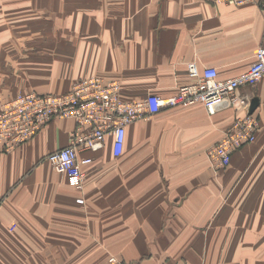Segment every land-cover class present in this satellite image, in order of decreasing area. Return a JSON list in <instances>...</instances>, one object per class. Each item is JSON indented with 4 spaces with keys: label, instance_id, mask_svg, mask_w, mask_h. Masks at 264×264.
<instances>
[{
    "label": "crops",
    "instance_id": "0c3cea01",
    "mask_svg": "<svg viewBox=\"0 0 264 264\" xmlns=\"http://www.w3.org/2000/svg\"><path fill=\"white\" fill-rule=\"evenodd\" d=\"M58 8L63 34L43 60L65 73L55 77L56 91L97 75L119 80L126 100L169 97L192 81L190 61L233 77L264 41L258 3L59 0ZM18 51V29L0 28L4 95L20 89L7 69L18 66ZM240 91L252 104L258 98L251 112L261 124L222 168L203 149L245 111L210 113L201 102L129 123L120 154L112 133L103 149L81 152L94 158L83 166L81 190L47 159L69 143L75 119H54L16 149L0 148V264H106L110 255L127 264H264V77Z\"/></svg>",
    "mask_w": 264,
    "mask_h": 264
},
{
    "label": "built area",
    "instance_id": "2783aa9c",
    "mask_svg": "<svg viewBox=\"0 0 264 264\" xmlns=\"http://www.w3.org/2000/svg\"><path fill=\"white\" fill-rule=\"evenodd\" d=\"M214 3L245 5L258 3L264 13V0H210ZM192 81L169 97L152 92L140 100H126L121 96L119 80L92 75L79 79L66 92L18 93L0 100V148L10 151L33 139L36 134L57 118H73L76 127L69 143L47 155L54 168L64 174L68 183L82 188L86 173L84 164L93 157H81L83 151H97L105 146L109 133L114 134L115 154H120L125 140L126 125L148 118L165 106L203 102L211 112L232 107L246 110L225 129L224 136L212 147L210 157L215 167H226L233 152L256 139L260 126L257 116L248 113L251 99L240 88L253 85L264 77V41L258 46L255 61L244 72L220 78L215 67L201 69L196 61L188 63ZM3 197L0 196V204ZM79 202L84 199L79 198ZM106 264H125L120 257L110 255ZM189 264V263H184Z\"/></svg>",
    "mask_w": 264,
    "mask_h": 264
},
{
    "label": "rangeland",
    "instance_id": "374dc122",
    "mask_svg": "<svg viewBox=\"0 0 264 264\" xmlns=\"http://www.w3.org/2000/svg\"><path fill=\"white\" fill-rule=\"evenodd\" d=\"M58 7H59V0H0V28L18 29L19 51L17 54H13V57H12V59L18 60V66L14 67V62H13V66L11 68H7V69L9 71L10 70L15 71V73L18 74L19 86H20V89L16 92L12 93V94L4 95V94L0 93V100L10 99L14 95L21 93V92L22 93L52 92V93H56V94H61L63 92H66V90L71 89V87L76 82L75 81L72 84L65 83V85H68L67 86L68 88H66L65 90H57V91L53 90L55 88L60 89L59 87L62 86V84H55V77L60 75V74H65V73L60 72V69L57 67L48 66L49 62L43 61V60L48 59L50 54L52 56L53 53L51 50H53L59 44L60 35L63 34L62 28H64V26H62V24L59 20L60 17H59V8ZM33 36L35 38V44L34 45H32V43L30 42V38ZM43 40L46 41L47 43H51V45L44 48L43 44H42ZM47 45H49V44H47ZM34 60H35V62H34ZM33 65H35V67H33ZM33 73L35 74V76H32ZM53 74H54V76H52ZM26 79H27V81H28V79L32 80L34 82V84L28 89L21 88V83L23 81H25ZM62 80L66 81L67 78H64ZM25 85H27V83L22 84V86H25ZM194 103H198V102H194ZM194 103H191V104H194ZM201 103H203V102H201ZM191 104H188V105H191ZM251 104H252V101H251ZM221 109H223V108H221ZM233 109H235V108H233ZM236 110H243L245 112L236 115V117L234 119H236L237 117H241V116L246 115L245 114L246 110H244V109H236ZM215 112L210 111V113H215ZM248 113L254 115V113L251 112V105L248 109ZM259 117L260 116L258 115L257 118L259 119L260 124H261V119ZM132 122H134V121H132ZM132 122H130V123H132ZM127 125H126V127H127ZM227 126L225 127V129L227 128ZM259 128H260V126H259ZM225 129L223 131L221 138L224 136ZM258 131H259V129H258ZM109 134H111V133H109ZM257 134H258V132H257ZM256 138H257V136H256ZM254 141H252V142H254ZM217 142H214L213 144H211L207 148L203 149V154L209 156L211 161H212V158L210 157V155H211L210 151H211L212 147ZM252 142H249V143H252ZM246 144H248V143H246ZM246 144H244V145H246ZM244 145H242L241 147H243ZM241 147H239V148H241ZM239 148H237L236 150H238ZM101 149H103V148H101ZM101 149H98L97 151H99ZM3 151H5V150H3ZM10 151H12V150H10ZM234 152H233V154H234ZM88 156L92 157L91 155H88ZM232 157H233V155H232ZM93 160H94V158H93ZM220 168H222V167H220ZM85 173H86V171H85ZM85 180H86V176H85ZM85 180H84V184H85ZM68 185H70V184L68 183ZM71 187H73V186H71ZM83 187H84V185H83ZM73 188L77 189V190L82 189V188L78 189L75 187H73ZM0 196H2V195H0ZM2 197L4 200L5 196H2ZM79 198L84 199V197H79ZM79 198H77V201ZM3 200H2V202H3ZM79 203H81V202H79ZM82 203H84V202H82ZM121 260L125 264H127L123 259H121ZM184 263L191 264L189 261H183L181 264H184Z\"/></svg>",
    "mask_w": 264,
    "mask_h": 264
},
{
    "label": "water",
    "instance_id": "95a60500",
    "mask_svg": "<svg viewBox=\"0 0 264 264\" xmlns=\"http://www.w3.org/2000/svg\"><path fill=\"white\" fill-rule=\"evenodd\" d=\"M257 105H258V98L255 97V98L253 99V104H252L251 111H253V110L256 108Z\"/></svg>",
    "mask_w": 264,
    "mask_h": 264
}]
</instances>
